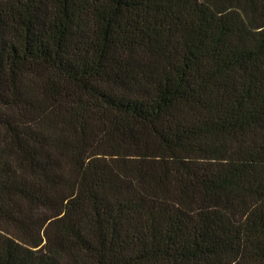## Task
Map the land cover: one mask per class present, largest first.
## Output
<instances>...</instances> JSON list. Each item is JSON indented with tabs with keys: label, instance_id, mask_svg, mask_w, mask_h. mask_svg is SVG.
<instances>
[{
	"label": "trees",
	"instance_id": "1",
	"mask_svg": "<svg viewBox=\"0 0 264 264\" xmlns=\"http://www.w3.org/2000/svg\"><path fill=\"white\" fill-rule=\"evenodd\" d=\"M0 264H264V0H0Z\"/></svg>",
	"mask_w": 264,
	"mask_h": 264
}]
</instances>
